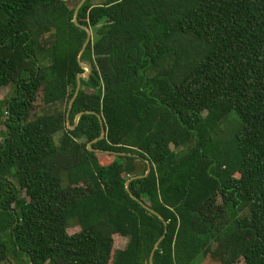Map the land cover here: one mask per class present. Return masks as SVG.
Here are the masks:
<instances>
[{
	"label": "trees",
	"instance_id": "1",
	"mask_svg": "<svg viewBox=\"0 0 264 264\" xmlns=\"http://www.w3.org/2000/svg\"><path fill=\"white\" fill-rule=\"evenodd\" d=\"M81 1L0 0V264H264V0Z\"/></svg>",
	"mask_w": 264,
	"mask_h": 264
},
{
	"label": "rangeland",
	"instance_id": "2",
	"mask_svg": "<svg viewBox=\"0 0 264 264\" xmlns=\"http://www.w3.org/2000/svg\"><path fill=\"white\" fill-rule=\"evenodd\" d=\"M83 65H86L83 63ZM85 71V70H84ZM10 95V89L9 87L2 88L0 90V102H3L5 99H7ZM36 108L30 110L27 114V118H31L35 116L36 112L40 109L42 106L40 98H38L36 104ZM227 130L230 131V135L235 132L239 124V120L237 119V116L235 113L230 114L229 118L227 119ZM3 130V127L0 123V142H1V132ZM179 150L178 152H180ZM111 160V159H110ZM66 198H70V191H68L65 194ZM78 230L76 228L75 224H71V227L67 230L68 234H73ZM245 242L244 237H238L235 239V242H226L224 244H219L215 245L214 247L211 248V251L209 254H207L204 258L203 261L200 264H228L231 262L232 259L236 257V254L239 255L241 248L243 247V244ZM5 264V263H4ZM6 264H17L15 260H10ZM237 264H242L240 261Z\"/></svg>",
	"mask_w": 264,
	"mask_h": 264
},
{
	"label": "water",
	"instance_id": "3",
	"mask_svg": "<svg viewBox=\"0 0 264 264\" xmlns=\"http://www.w3.org/2000/svg\"><path fill=\"white\" fill-rule=\"evenodd\" d=\"M85 0H82L81 3L79 4V6L76 8L75 12H74V17H73V21L75 22L76 21V16H77V11L79 9V7L82 5V3L84 2ZM86 30V29H85ZM87 32V39H86V43L84 44V46L82 47V50L81 52L79 53L78 55V60H80V57H81V54L83 53L84 49H85V46L87 44V42L90 40V32L88 30H86ZM80 66L85 70L83 74H79L77 75L76 77V88H75V92H74V96L69 104V107L73 101V99L76 97V95L78 94L79 92V89H80V80L81 79H84V80H87L88 79V76H89V68L88 66L86 65H83L80 63ZM80 115H78L75 119V125H76V122L78 121V118H79ZM71 130L74 129V126L70 128ZM104 135H105V131L103 128H101V134L99 136L98 139L94 140V142H96L97 140H102L104 138ZM89 146V145H88ZM88 150L92 151V149L88 148ZM149 172V167H147V171L145 172L144 176H146ZM126 187H127V184H126ZM157 246V245H156ZM156 246L154 247V250L156 249ZM150 264H151V261H150Z\"/></svg>",
	"mask_w": 264,
	"mask_h": 264
}]
</instances>
